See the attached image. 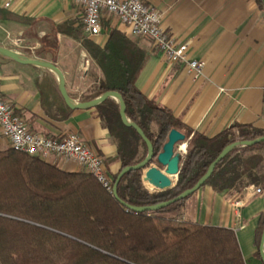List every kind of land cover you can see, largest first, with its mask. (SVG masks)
<instances>
[{
  "label": "trees",
  "instance_id": "obj_1",
  "mask_svg": "<svg viewBox=\"0 0 264 264\" xmlns=\"http://www.w3.org/2000/svg\"><path fill=\"white\" fill-rule=\"evenodd\" d=\"M256 2L264 9L262 0ZM75 22L52 23L50 32L40 38L37 54L45 58L51 53L55 62L59 32L80 38L103 73L81 100L118 91L126 102L128 118L144 130L156 154L163 150L172 129L185 135L187 151L174 187L156 192L155 187L143 184L142 169L132 170L118 184L119 199L89 172L69 171L57 162L9 146L0 148V264H246L233 228L166 214L188 197L153 211H135L122 201L149 206L174 199L196 184L227 145L264 136V128L235 122L213 136L194 130L157 96L149 97L137 86L149 53L126 31L111 27L106 20L107 39L100 45L85 33L82 19ZM39 87L51 115L60 120L71 115L74 109L66 104L57 83ZM94 107L117 142L121 169L143 160L147 145L134 128L122 123L118 101L107 98ZM17 112L24 116L21 109ZM140 146L144 148L141 155ZM152 163L159 165L156 160ZM246 182L264 190V140L234 147L203 185L224 191ZM263 230L261 213L256 228L258 256Z\"/></svg>",
  "mask_w": 264,
  "mask_h": 264
},
{
  "label": "crops",
  "instance_id": "obj_2",
  "mask_svg": "<svg viewBox=\"0 0 264 264\" xmlns=\"http://www.w3.org/2000/svg\"><path fill=\"white\" fill-rule=\"evenodd\" d=\"M144 1L162 12V27L177 43L190 41L188 59L203 61L204 67L197 73L185 61H169L155 50L150 39L132 36L126 26L115 21L111 27L126 31L149 53L136 81L141 91L149 97L157 96L184 123L209 136L235 122L264 128V9L256 0ZM78 17L83 18V7L71 0H0V46L31 58L53 61L51 53L45 58L37 54L40 38L50 32L52 23L64 24ZM35 26L37 32L33 31ZM16 31L30 33L29 39H35L38 45L26 47L31 51L20 49L19 41H9L10 34ZM106 39L105 31L104 37L95 41L103 45ZM57 40L56 63L66 76L67 92L75 99L68 72L61 64L68 56V34L59 32ZM85 57L88 63L93 61L88 52ZM46 70L0 53L2 95L22 110L36 132L47 136L78 133L88 147L104 157L108 171L116 174L122 167L118 145L95 107L74 109L65 120L46 110L39 87L49 85L40 78L47 74ZM52 83L56 84L53 79ZM57 164L69 171L79 170L73 160L60 159ZM250 185L253 184L246 182L238 189L224 191L203 185L177 209V218L233 228L246 264H264L256 245V228L264 213V192L247 198L239 214L235 207Z\"/></svg>",
  "mask_w": 264,
  "mask_h": 264
},
{
  "label": "built area",
  "instance_id": "obj_3",
  "mask_svg": "<svg viewBox=\"0 0 264 264\" xmlns=\"http://www.w3.org/2000/svg\"><path fill=\"white\" fill-rule=\"evenodd\" d=\"M83 7L84 31L90 37L105 33L104 22L115 19L128 28L132 36L146 37L152 41L156 51L169 61L188 63L191 70L201 73L204 62L188 59L190 41L177 43L162 27V12L144 0H71ZM17 107L0 91V136L7 146L30 155L40 156L52 162L60 159L73 160L79 169L94 175L111 193L114 178L109 173L105 159L88 147L78 133L68 132L58 136H47L30 128L25 117L18 114ZM264 190L250 185L244 195L235 202L237 213L254 193Z\"/></svg>",
  "mask_w": 264,
  "mask_h": 264
},
{
  "label": "water",
  "instance_id": "obj_4",
  "mask_svg": "<svg viewBox=\"0 0 264 264\" xmlns=\"http://www.w3.org/2000/svg\"><path fill=\"white\" fill-rule=\"evenodd\" d=\"M0 53L18 61L19 63L25 65H33L38 67H43L52 71L58 80L59 90L61 95L63 96L66 104L72 108H87V107H94L99 105L100 103L104 102L107 98H113L118 101L120 105V116L122 123L127 127L134 128L141 138L145 141L147 145V155L144 157L143 160L140 162L128 165L123 167L115 180L114 187H113V194L115 197L119 198L117 187L121 180V178L128 172L132 170L142 169V182L144 185L153 186L158 191H163L174 187L178 180V174L180 171L181 160L183 154L181 152H186L187 150V142H185V135L176 129H172L168 135V141L164 144L163 150L156 154L154 152V146L152 141L147 137L144 130L135 122H132L127 114H126V102L122 94L115 90H109L101 94L100 96L90 100V101H74L67 92V82L66 76L63 70L53 61L42 60V59H35L25 55L20 54L19 52L0 46ZM264 140V136L258 137L253 140H240L233 142L227 145L219 156L210 164L207 172L196 182V184L180 193L174 199L164 201L159 204L149 205V206H135L129 203L122 201L128 208L135 210V211H153L159 210L164 208L171 203L187 198L192 195L195 191H197L205 181L210 177L212 172L214 171L216 165L227 155V153L232 150L236 146H247L253 145L260 141ZM183 144H186V149L182 151L180 148ZM153 160H156L160 165H154L152 163ZM120 199V198H119ZM260 255L264 262V230L262 232L260 246H259Z\"/></svg>",
  "mask_w": 264,
  "mask_h": 264
},
{
  "label": "rangeland",
  "instance_id": "obj_5",
  "mask_svg": "<svg viewBox=\"0 0 264 264\" xmlns=\"http://www.w3.org/2000/svg\"><path fill=\"white\" fill-rule=\"evenodd\" d=\"M81 19L78 17V18H76V19L74 18L72 20L73 21L78 20V22H75L77 25V23H80ZM115 21H117V20H115V19L111 20V22H110L111 26L114 25ZM33 29H34L33 31L35 32L36 26ZM66 34H68V33H66ZM102 37H104V33L102 35L92 37V38L94 40H98V39L101 40ZM29 38H31L30 33H26V32L18 33V31H16L15 33L10 34L9 41L11 43H13L14 41L15 42L19 41L20 45L18 47L20 49L31 51L29 49H26V47H28V46L32 47V46H35L38 44L36 43L35 39H29ZM28 51H26V52L28 53ZM28 54L32 55L31 52H29ZM86 54H87V51L85 50V47H83L81 39L76 38L75 36L68 34V56H67V54L65 55L66 57L64 58V60L61 61V64L63 65L64 70H66L68 72L70 85L72 86V88H70V90L74 95L77 96L75 99L72 98L74 101H80L78 98L81 99V97L84 93L90 91L95 86H97V84L99 83V80H101L103 78V73H102L101 69L97 66L94 59L91 63H88L86 61V57H85ZM57 57L54 59L55 63L57 62ZM56 64L58 65V63H56ZM58 66L60 68H62L60 65H58ZM46 71H49V72H45L47 74L42 75L40 77L42 79V82L45 81L46 85H48L49 82L51 84H53L52 83V79H53L55 81V83L58 84V80H57L56 75L52 71L50 72V70H46ZM47 91H48V89H47ZM50 94H52V93H50ZM52 97H53V95H51V98ZM25 119L29 123L28 118L25 117ZM154 127H155V125H154ZM5 147H7L6 141L2 137H0V148H5ZM139 150H140V155L144 153L143 146H140ZM181 153L184 155L186 152H181ZM153 164L157 165L156 163H153ZM112 176L114 178V174ZM176 211L177 210L167 211L166 214L169 216H174L177 218V212Z\"/></svg>",
  "mask_w": 264,
  "mask_h": 264
},
{
  "label": "bare ground",
  "instance_id": "obj_6",
  "mask_svg": "<svg viewBox=\"0 0 264 264\" xmlns=\"http://www.w3.org/2000/svg\"><path fill=\"white\" fill-rule=\"evenodd\" d=\"M184 145H182L181 148H180L182 151H184L186 149V144H184Z\"/></svg>",
  "mask_w": 264,
  "mask_h": 264
}]
</instances>
